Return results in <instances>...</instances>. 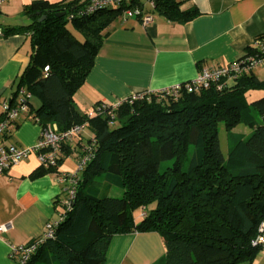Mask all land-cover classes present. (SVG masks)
<instances>
[{
  "label": "trees",
  "instance_id": "trees-1",
  "mask_svg": "<svg viewBox=\"0 0 264 264\" xmlns=\"http://www.w3.org/2000/svg\"><path fill=\"white\" fill-rule=\"evenodd\" d=\"M151 1L153 14L172 22L200 14L196 6L181 9L185 0ZM70 4L33 0L25 8L32 21L20 28L29 33L33 53L9 103L23 89L30 95L28 117L39 125L66 129L86 122L97 155L82 171L72 209L27 264H104L111 237L129 231L159 233L165 245L162 264L252 260L260 250L251 241L264 221V98L249 103L245 93L264 89V81L249 70L221 90L214 85L182 90L176 99L159 101L151 95L149 101L123 102L113 116L87 118L75 108L73 95L93 65L104 29L123 8L67 19L75 11ZM263 38L264 33L257 37ZM247 50L255 52L254 46ZM219 123L228 132L226 156ZM237 125L252 131L246 137L231 133ZM190 145L194 152L185 160ZM169 160L172 165L164 167ZM52 170L40 167L35 175ZM112 186L122 189L120 197L108 195ZM141 208L146 216L135 223L133 212Z\"/></svg>",
  "mask_w": 264,
  "mask_h": 264
},
{
  "label": "crops",
  "instance_id": "crops-1",
  "mask_svg": "<svg viewBox=\"0 0 264 264\" xmlns=\"http://www.w3.org/2000/svg\"><path fill=\"white\" fill-rule=\"evenodd\" d=\"M31 1L6 0L0 7V28L13 29L0 36V116L2 102L13 97L33 53L29 33L20 28L32 21L25 14ZM46 1L71 3L73 10L83 4L80 0ZM193 6L200 14L185 23L172 22L155 13L153 23L146 26L138 18L121 16L112 21L103 31L102 43L85 81L73 95L77 111L85 113L96 103L114 104L135 93L188 82L203 68L237 60L264 33V0H185L181 9ZM75 36L81 38L78 33ZM251 70L258 80L264 81V60ZM224 82L229 87L235 81L227 78ZM245 98L249 103L264 98V89L249 90ZM40 129L27 113H22L10 125L5 143L33 147ZM251 131L244 125L230 130L244 137ZM91 137L85 128L64 145L57 167L50 172L35 175L41 166L32 151L0 173V225L9 224L7 230L0 232V264H17L10 256V246L31 242L42 234L48 222L59 219L62 206L58 201L66 194V184L58 182L56 175L76 169L77 158ZM218 137L220 141L219 125ZM224 138L228 149L226 130ZM137 210V215L136 210L133 212L135 223L141 219V210ZM164 254L163 238L156 231H129L111 237L104 264H162ZM237 264H264V251Z\"/></svg>",
  "mask_w": 264,
  "mask_h": 264
},
{
  "label": "built area",
  "instance_id": "built-area-1",
  "mask_svg": "<svg viewBox=\"0 0 264 264\" xmlns=\"http://www.w3.org/2000/svg\"><path fill=\"white\" fill-rule=\"evenodd\" d=\"M6 0H0V7ZM83 4L74 12L67 14V19L74 17H82L93 14L99 10L122 7V17L138 18L140 22L146 26L152 24L154 15L153 2L151 0H80ZM3 35V29L0 28V36ZM254 53H245L237 60L230 62L227 65H215L206 67L200 70L197 76L185 83L177 84L168 89H163L155 92L146 91L132 94L127 99L118 101L114 104L97 103L89 111L86 112V117L91 118L95 115L113 116V111L123 102L132 103L135 100L146 99L150 100L151 95H154L159 101L166 96L176 99L182 90L187 92H198L201 89H207L214 85L217 90L225 87V79L236 78L253 67L259 65L264 60V39H257L254 42ZM48 67L44 68V72ZM30 95L23 89H19L17 98L14 103L10 104L9 100L2 102L3 112L0 116V173L8 170L10 167L19 163L27 157L30 152H35L44 169H55L60 158L61 148L73 141L86 128V122L81 124H73L66 129H60L56 123H47L41 126L39 137L33 147H22L13 144H6L8 129L10 125L15 123L22 113L28 112L27 100ZM38 119L35 118V123ZM112 119L109 120V124ZM97 155V142L91 137L88 144L84 147L82 154L77 158L76 169L74 171L60 172L56 175V180L65 183V196L59 199L58 204L62 206V213L59 219L55 222H48L42 234L31 242L23 245L10 246V256L15 259L17 264H27L31 256L38 248L47 240L54 237V231L57 223L65 216V213L72 209L75 202L77 191L81 184V173L85 167L92 162ZM140 216L145 217L146 211L141 208ZM9 224L0 225V232L7 230ZM251 245L264 251V221H261L257 227V233L251 241Z\"/></svg>",
  "mask_w": 264,
  "mask_h": 264
},
{
  "label": "rangeland",
  "instance_id": "rangeland-1",
  "mask_svg": "<svg viewBox=\"0 0 264 264\" xmlns=\"http://www.w3.org/2000/svg\"><path fill=\"white\" fill-rule=\"evenodd\" d=\"M128 19H133V18H128ZM32 105L34 106H37L38 105V101L36 100V98L34 97L32 100ZM223 124L220 123L219 124V133H220V148H221V151L223 153L224 156H226V153H227V147H226V143H225V138H224V127L222 126ZM194 152V148L192 145L189 146V149H188V152L185 156V160L187 159H190L192 154ZM183 162V168L185 169L187 167V161ZM173 163L172 160H169V161H165L162 163V165L164 167H169L171 166ZM101 185V184H100ZM108 195L109 196H113V197H120L122 195V189L120 187H117V186H112L110 188V190L108 191ZM138 214V210L135 211L134 215H137Z\"/></svg>",
  "mask_w": 264,
  "mask_h": 264
},
{
  "label": "water",
  "instance_id": "water-1",
  "mask_svg": "<svg viewBox=\"0 0 264 264\" xmlns=\"http://www.w3.org/2000/svg\"><path fill=\"white\" fill-rule=\"evenodd\" d=\"M64 14V12H60V13H58L57 15L58 16H62Z\"/></svg>",
  "mask_w": 264,
  "mask_h": 264
}]
</instances>
